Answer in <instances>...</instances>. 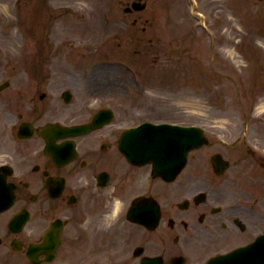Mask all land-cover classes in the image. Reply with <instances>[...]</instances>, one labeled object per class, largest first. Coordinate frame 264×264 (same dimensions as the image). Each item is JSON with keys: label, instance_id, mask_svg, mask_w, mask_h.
I'll return each instance as SVG.
<instances>
[{"label": "rangeland", "instance_id": "374dc122", "mask_svg": "<svg viewBox=\"0 0 264 264\" xmlns=\"http://www.w3.org/2000/svg\"><path fill=\"white\" fill-rule=\"evenodd\" d=\"M14 0H9L12 2ZM107 1V0H106ZM109 5L112 6L111 14L115 16L116 19H120L123 16V5L119 4L117 1L116 3L112 0H109ZM164 0H147V4L149 5L146 14L143 15L144 17H148L152 24L154 25L155 31H157L158 27L168 34V37L175 38L178 37V40L182 41L186 46L188 44L193 45L195 42L203 39L200 36H185L184 31L182 29L181 33L179 34V30L175 31V28L182 18L189 21V17L187 15V8L183 0H174L173 4H169L168 9L167 6L162 9L163 13L168 12V14H160L158 4ZM200 2L201 9H203L211 18L212 24L216 30L225 28L223 37L227 42V50L230 52L232 50V46L237 45L238 50L242 48L246 51L245 44L249 45V52H247V56L251 59L249 66H246L240 71L237 76L243 78V80L247 81L252 74L258 79L261 80V77H264V56L261 55L260 52H264L261 48H264V30H259L257 26V18L259 12V6L256 4V0H198ZM70 2V3H68ZM77 0H64L63 4L68 5L71 8L73 14H69L66 26L69 30V35L63 40L64 44L68 40V38L75 33L76 24L78 20L75 18L74 14L78 13L77 6L80 7L77 3ZM100 3L97 5V8L100 10L103 6H105L104 0H100ZM151 6L153 10H151ZM158 7V10H157ZM114 22H112L113 28ZM184 28V25H183ZM186 32H189L187 29H184ZM106 31V30H103ZM115 32V31H113ZM113 32L111 33L113 36ZM58 41H60L64 37L54 36ZM53 41V38H51ZM78 39V38H76ZM55 40V39H54ZM55 40V41H57ZM119 41L112 37L109 40L105 47L111 49L113 45H116ZM122 42V41H120ZM244 44V45H243ZM132 44L129 43L127 45H122L120 48H116V54L125 55L126 59H130L141 68L140 70L145 73L146 75L154 74L157 75V70L155 66L150 63L152 61H147L142 58L140 55H136L135 50L130 48ZM188 45V48L189 46ZM260 47V48H259ZM258 48V49H256ZM173 49L172 46L167 45L165 48L166 51H171ZM64 50V49H63ZM178 52V51H177ZM225 53V52H224ZM115 56H118L116 55ZM200 56L204 58V52L201 50ZM169 56L166 57L168 59ZM129 60V61H130ZM257 61H260L259 69H256L255 64ZM183 60L180 61L181 64ZM229 67L232 70H235V66L229 64ZM253 68V69H252ZM233 73V72H232ZM156 87L149 91L147 94V98L145 100V105L143 110H161V107L164 108L165 116L169 118H179V114L181 116H188L189 110L194 106V102L198 100L195 97L194 93L187 90H180L176 91L170 89L167 91L166 89H160ZM176 110H173V108ZM179 108V109H177ZM142 110V108H141ZM185 110V111H183ZM218 114H221L220 112ZM217 115V114H216ZM215 115V116H216ZM222 122V121H221ZM220 123V122H219ZM224 123V122H223ZM225 124V128L229 129V125Z\"/></svg>", "mask_w": 264, "mask_h": 264}]
</instances>
